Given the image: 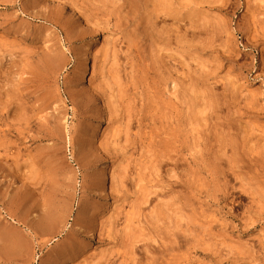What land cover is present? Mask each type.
<instances>
[{
    "label": "rangeland",
    "instance_id": "obj_1",
    "mask_svg": "<svg viewBox=\"0 0 264 264\" xmlns=\"http://www.w3.org/2000/svg\"><path fill=\"white\" fill-rule=\"evenodd\" d=\"M0 254L264 264V0H0Z\"/></svg>",
    "mask_w": 264,
    "mask_h": 264
},
{
    "label": "bare ground",
    "instance_id": "obj_2",
    "mask_svg": "<svg viewBox=\"0 0 264 264\" xmlns=\"http://www.w3.org/2000/svg\"><path fill=\"white\" fill-rule=\"evenodd\" d=\"M166 144H167V143H166ZM8 241H9V240H8ZM12 243H13V242H12ZM12 243H11V244H12ZM7 244H8V243H7ZM11 244H10V245H11ZM12 247H13V246H12ZM7 249H9V248H7ZM11 250H12V248H11ZM11 250H10V251H11ZM2 251H3V250H2ZM2 251H1V252H2ZM8 251H9V250H8ZM7 253H8V252H7ZM9 253H11V252H9ZM3 254H4V253H3ZM0 255H1V254H0Z\"/></svg>",
    "mask_w": 264,
    "mask_h": 264
}]
</instances>
